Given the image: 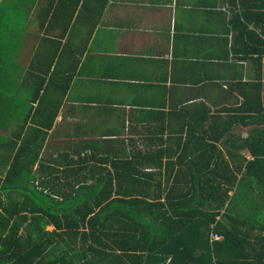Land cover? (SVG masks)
Returning <instances> with one entry per match:
<instances>
[{
  "label": "trees",
  "instance_id": "1",
  "mask_svg": "<svg viewBox=\"0 0 264 264\" xmlns=\"http://www.w3.org/2000/svg\"><path fill=\"white\" fill-rule=\"evenodd\" d=\"M35 1H0V264H264V28L238 14L259 75L226 119L208 108L213 120L181 125L186 138L172 144L163 126L131 154L119 140L88 141V154L53 159L41 157L47 87L14 65ZM70 2L85 11L94 0Z\"/></svg>",
  "mask_w": 264,
  "mask_h": 264
},
{
  "label": "crops",
  "instance_id": "2",
  "mask_svg": "<svg viewBox=\"0 0 264 264\" xmlns=\"http://www.w3.org/2000/svg\"><path fill=\"white\" fill-rule=\"evenodd\" d=\"M70 1H35L21 47L27 50L15 57L17 64L24 57L17 76L31 87L42 83L41 92L47 87L52 114L42 120L51 126L41 157L68 152L78 159L90 152L85 142L106 140L131 154L163 126L172 144L179 134L186 138L181 125H208V108L226 119L223 110L242 101V83L258 78V55L244 51L238 14L246 10L249 28H264V0H94L85 11Z\"/></svg>",
  "mask_w": 264,
  "mask_h": 264
},
{
  "label": "rangeland",
  "instance_id": "3",
  "mask_svg": "<svg viewBox=\"0 0 264 264\" xmlns=\"http://www.w3.org/2000/svg\"><path fill=\"white\" fill-rule=\"evenodd\" d=\"M1 1V0H0ZM92 36V34H90V32H85V33H83V35H82V37H85V39L86 40H88V39H90L89 37H91ZM26 50H27V48H25L20 54L22 55V54H24L25 52H26ZM19 54V55H20ZM20 55V56H21ZM23 59H24V57L21 59V60H19L18 62L21 64V62L23 61ZM15 67L16 68H18V73H20V71L22 70V68L21 67H19L18 65H17V62H16V60H15ZM43 128V127H42ZM44 129V128H43ZM7 137H8V133H3L1 136H0V141H4V140H6L7 139ZM43 149V148H42ZM4 152H5V150H4ZM4 152L3 153H1L0 152V160L2 159V157L5 155L4 154ZM225 152V151H224ZM246 156H248V157H250V153L247 151V150H243L242 151ZM6 153V152H5ZM226 156H228L227 154H226ZM230 193H232V192H230ZM4 197H5V195H3ZM50 229H52L53 227H49ZM258 231V228H256L255 229V232H257Z\"/></svg>",
  "mask_w": 264,
  "mask_h": 264
}]
</instances>
